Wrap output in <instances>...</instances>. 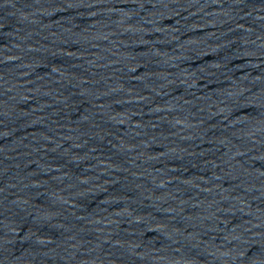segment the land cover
I'll use <instances>...</instances> for the list:
<instances>
[{"label":"water","instance_id":"water-1","mask_svg":"<svg viewBox=\"0 0 264 264\" xmlns=\"http://www.w3.org/2000/svg\"><path fill=\"white\" fill-rule=\"evenodd\" d=\"M0 264H264V0H0Z\"/></svg>","mask_w":264,"mask_h":264}]
</instances>
